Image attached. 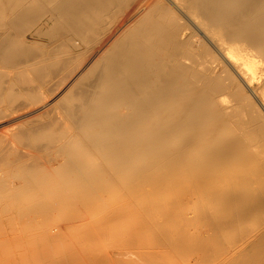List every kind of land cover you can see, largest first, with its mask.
Wrapping results in <instances>:
<instances>
[{
    "label": "bare ground",
    "instance_id": "1",
    "mask_svg": "<svg viewBox=\"0 0 264 264\" xmlns=\"http://www.w3.org/2000/svg\"><path fill=\"white\" fill-rule=\"evenodd\" d=\"M0 264H264V0H0Z\"/></svg>",
    "mask_w": 264,
    "mask_h": 264
},
{
    "label": "rangeland",
    "instance_id": "2",
    "mask_svg": "<svg viewBox=\"0 0 264 264\" xmlns=\"http://www.w3.org/2000/svg\"><path fill=\"white\" fill-rule=\"evenodd\" d=\"M26 38L28 41H33V38L31 37V35L29 33L26 34Z\"/></svg>",
    "mask_w": 264,
    "mask_h": 264
}]
</instances>
